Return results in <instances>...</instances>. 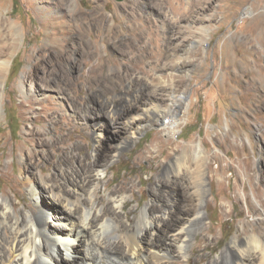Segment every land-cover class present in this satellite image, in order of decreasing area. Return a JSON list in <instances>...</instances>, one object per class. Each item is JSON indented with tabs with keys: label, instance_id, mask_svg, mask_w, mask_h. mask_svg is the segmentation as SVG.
Instances as JSON below:
<instances>
[{
	"label": "rangeland",
	"instance_id": "rangeland-1",
	"mask_svg": "<svg viewBox=\"0 0 264 264\" xmlns=\"http://www.w3.org/2000/svg\"><path fill=\"white\" fill-rule=\"evenodd\" d=\"M57 2L61 1L0 0V13L13 21L17 29L16 32L11 26H3L9 42L15 44L1 57L9 65L0 82V195L12 198L17 208H22L23 203L33 205L25 186L8 180V173L21 180L18 156L21 148H30L23 137L26 126L32 125L31 120H26L27 111L34 106L27 101L40 100L38 106L46 112L54 104L63 103L68 115H72L80 108L77 102L91 95L94 99L89 104L104 111L100 101L112 98L117 103L119 93L128 85V77H134L135 87H146L147 92L152 88L143 86L145 81L169 83L175 94L186 90L182 104L176 108L178 127L164 132L161 124L153 123L119 155L111 157L106 150L109 167L100 182L101 194L106 198L108 188L126 182L122 194L127 196L125 210L133 208L127 216L132 220L147 202L161 204L159 197L170 188L160 184L159 173L169 160L183 152L186 144L198 143L206 155L205 190L189 205H199L203 220L196 235L189 237L186 257L173 264H207L216 259L232 238L243 237V228L251 232L257 221L264 218V179L260 178H264V99L260 97L264 88V0H63V5ZM72 12L83 13L84 21H68ZM95 12L107 17L115 28V39L103 36L94 41L91 33L97 31ZM137 16L151 19L155 41H150L147 30L134 20ZM58 19L64 22L57 26V36H52L72 59L63 66L71 82L66 86V94L55 88L63 83V78L56 71L50 73L54 66L45 68V72L41 69L38 73H26L41 46H49L45 33L55 30L54 20ZM81 26L87 29L82 37ZM130 27L142 30V39ZM80 40L90 47L84 57ZM183 61L188 75L178 67ZM96 63L100 69L93 73ZM250 71L254 75L247 73ZM152 101L165 103L160 99ZM137 105L143 106L140 102ZM92 118L88 122L92 123ZM168 120L163 121L164 126H168ZM84 121L72 117L73 126H64L63 131L69 133V143L80 145L87 155L85 162H90L94 159L95 144L84 133ZM46 124L45 121L37 128L43 131ZM95 128L102 129L95 125L91 130ZM103 132L110 137L109 143H114L126 129L119 125L112 132L105 128ZM47 133L43 137L49 139L54 130ZM49 155L56 160L59 152L50 149ZM185 163L194 165L191 160ZM35 171L40 174L38 168ZM54 171L53 164H47L42 174ZM248 174L254 175L251 181ZM106 181L107 189L102 186ZM16 188L22 198L19 203L13 194ZM36 192L47 198V193L38 187ZM48 211L53 214V210ZM154 212L158 213V209Z\"/></svg>",
	"mask_w": 264,
	"mask_h": 264
},
{
	"label": "bare ground",
	"instance_id": "bare-ground-1",
	"mask_svg": "<svg viewBox=\"0 0 264 264\" xmlns=\"http://www.w3.org/2000/svg\"><path fill=\"white\" fill-rule=\"evenodd\" d=\"M60 1L57 2L58 5H63V0ZM134 18L141 28L147 30L150 41H155L152 28L155 26H152L151 19L146 16ZM84 19L83 13L72 12L68 21L74 24ZM169 19L175 21L172 17ZM93 20L97 26V31L91 33L94 41L101 40L103 36L104 39L116 38L115 28L108 23L103 13L95 12ZM63 22L61 19L56 22L54 20L55 30L45 33L49 46H41L26 72L34 74L41 69L45 72V68L54 66L50 73L56 71L63 78L62 84L55 85L60 93L66 91V86H70L71 82L63 66L72 60L61 48L57 38L53 37L57 33V26ZM87 23L84 24L85 27ZM4 25L13 27L17 32L15 23L0 13V82L4 80L2 73L9 65L1 57L15 44L14 41L9 42ZM79 30L80 37L87 32L83 26ZM130 30L142 39V30L132 27ZM79 48L83 57L89 53L90 47L83 40H80ZM186 66L184 61L178 65L184 69V75L189 73V69L185 70ZM99 69L98 63L92 67L93 73ZM247 73L254 75L253 71ZM131 77L127 78L128 85L119 93L117 103L112 98L100 101L104 111L97 109L93 103L89 104L94 99L91 95L89 99L77 102L80 108L74 110L72 115L69 114L71 117L63 103L54 104L46 112L38 106L41 104L40 100L33 98L27 101L34 106L27 111L29 115L26 120H31L32 125L26 126L23 137L24 143L30 148H21L18 156L21 180L14 179L9 173L8 180L17 186H25L33 205L23 203L22 208H17L12 198L0 195V264H173L186 257L189 237L196 235L203 220L199 205L196 204L194 208L189 205L196 195L200 196L205 190L206 155L198 143L192 141L186 144L183 152L169 160L159 173L160 184H167L170 188L166 195L159 197L162 198L161 204L147 202L132 220H128L127 216L133 208L125 210L127 196L122 194L126 189V182L108 188L106 198L101 194L100 182L109 167L106 150L111 152V157L119 155L134 142L143 129L153 123L161 124L164 132L178 127L176 108L182 104L186 90L175 94L172 84L145 81L143 86L152 88L147 92L146 87H135L137 80ZM158 90L162 92L159 93ZM22 91H25L24 87ZM262 91L260 97L264 99V88ZM156 99L165 102L164 105L152 101ZM139 102L143 105L140 108L137 105ZM72 117L85 120L82 123L84 133L94 141L95 154L90 162H85L87 155L77 142L67 141L70 135L63 131V127L73 126ZM89 117L94 120L92 123L88 122ZM165 119H169L167 127L163 125ZM45 121L47 124L41 131L37 126ZM95 125L102 129L91 130ZM119 125L125 127V134L114 143H109L110 137L103 132L104 128L112 132ZM51 128L54 130L52 137H43ZM50 149L59 152L56 160L50 157ZM74 151H77L76 155ZM189 160L193 161L194 167L185 163ZM44 164H53L55 171L43 175L46 168ZM36 168L40 174L35 171ZM253 176L248 174V179L251 181ZM260 178L264 179L262 176ZM108 184L109 181H106L102 186L107 189ZM37 187L47 193L46 199L36 192ZM161 192L159 190L158 194ZM13 194L17 203L22 202L17 188ZM261 205L264 211V202ZM156 208L158 213L154 212ZM48 209L53 210V214ZM242 232L243 237L232 238L221 254L207 264H264V218L257 221L251 232H246L245 228Z\"/></svg>",
	"mask_w": 264,
	"mask_h": 264
}]
</instances>
